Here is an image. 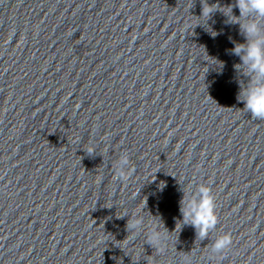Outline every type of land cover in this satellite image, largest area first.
<instances>
[{"label": "water", "instance_id": "obj_1", "mask_svg": "<svg viewBox=\"0 0 264 264\" xmlns=\"http://www.w3.org/2000/svg\"><path fill=\"white\" fill-rule=\"evenodd\" d=\"M253 19L264 36L237 0H0V264H264V120L232 51ZM202 186L204 238L181 212Z\"/></svg>", "mask_w": 264, "mask_h": 264}, {"label": "clouds", "instance_id": "obj_2", "mask_svg": "<svg viewBox=\"0 0 264 264\" xmlns=\"http://www.w3.org/2000/svg\"><path fill=\"white\" fill-rule=\"evenodd\" d=\"M237 7L240 9L241 15L255 13L257 17L264 18V0H237ZM212 12L213 5L202 9V15L205 16H210ZM241 28L246 37V43L237 44L232 51L236 55H240L241 52L245 53L241 56V60L255 75V80L250 83V86L242 90L244 110L250 112L253 118L264 120V36L260 35V27L255 19L241 25ZM88 150L93 151L91 148ZM127 162L125 157L123 163L127 164ZM132 171V169L128 171L121 169L119 176L126 180ZM200 192V201L198 203L190 202L187 207L181 208V212L184 222H189L190 218L192 225L198 230V235L204 238L208 230L215 226L217 218L215 216V200L210 195V189L202 186ZM139 223V220H130L126 227L128 229L135 228ZM160 238L161 234L154 231L147 242L150 245H158ZM231 244V235L225 234L216 241L214 248L219 251Z\"/></svg>", "mask_w": 264, "mask_h": 264}]
</instances>
